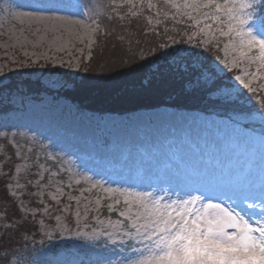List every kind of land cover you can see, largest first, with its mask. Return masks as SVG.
<instances>
[{"label":"snow or ice","instance_id":"6c2138e0","mask_svg":"<svg viewBox=\"0 0 264 264\" xmlns=\"http://www.w3.org/2000/svg\"><path fill=\"white\" fill-rule=\"evenodd\" d=\"M109 7L111 14L105 13L108 21L143 18L154 36L166 37L153 44L151 61L139 53L150 72L148 77L141 75V81L147 79L144 91L166 94L173 101L199 96L211 104L230 106L233 118L246 121L245 127L248 123L264 126V83H258L264 81V0H112ZM0 11L21 25L9 31L7 45H0L23 52V61L12 60L20 67L44 60L53 67L67 65L79 71L80 59L64 60L48 52H65L74 42L83 44L85 40L92 49L102 27L100 13L92 8L83 13L89 23L72 18L81 15L76 0H24L15 7L9 3ZM161 25L162 32L158 31ZM114 32L105 34L112 36ZM119 39L123 42L124 37ZM29 45L34 49L47 45V51L30 53ZM85 59L91 61L92 51ZM119 59L123 64V57ZM152 64L156 65L154 70ZM105 67L106 63L98 65L101 72ZM235 70L240 74L231 75ZM4 76L0 70V77ZM18 135L23 134L0 131V180L4 181L6 201L0 210L2 264H26L23 253L29 251V242L36 244L35 234L50 241L54 230L62 237L65 233L87 240L104 237L121 245L120 252L127 248L129 254L117 264H264V191L259 199L245 194L237 203L223 191H180L166 184L112 187L107 179L93 180L77 172L46 148L38 152L34 137L18 143ZM5 144L13 149L11 155L6 154ZM65 173L69 174L67 184L60 179ZM132 175L143 180L145 173L137 169ZM82 181L90 187L81 188L79 196L65 192ZM93 190L97 191L94 199L90 198ZM85 192L90 195L85 196ZM64 196L75 201L76 208L73 211L71 203L57 208L61 215H55L53 228L45 218L53 219L51 203L60 206ZM102 208L108 213L105 219L100 218ZM38 214L45 218L37 222ZM66 214L74 215L76 231L69 228L70 220L64 222ZM29 220L38 223L36 232L26 226ZM17 237L24 242L21 247H9L18 242Z\"/></svg>","mask_w":264,"mask_h":264},{"label":"rangeland","instance_id":"374dc122","mask_svg":"<svg viewBox=\"0 0 264 264\" xmlns=\"http://www.w3.org/2000/svg\"><path fill=\"white\" fill-rule=\"evenodd\" d=\"M22 2L24 0H0V8L7 7L9 3L15 7ZM116 2L119 3L120 0ZM76 3L80 5L81 15L72 18L83 20L86 24L89 23L83 15L86 8L99 12L100 17L105 16L104 13L111 14L109 6L112 0H88L86 4L76 0ZM134 19L142 22L145 33H151L143 18ZM111 22L120 24L115 18ZM20 27L19 22L7 12L0 11V45H7L9 31L13 28L18 30ZM168 27L171 28L170 22ZM162 30L163 25L158 31ZM168 34L172 35L171 32ZM106 37L109 39L108 35ZM36 38L29 36L32 40ZM158 38L161 42L166 40L163 36ZM48 39H52L51 35ZM94 39L96 41V37ZM94 46L95 44L89 49L87 40L83 44L77 41L65 52L58 53L55 49L48 52V55L64 60L80 59L79 71L70 69L67 65L53 67L44 60L32 67H20L19 63H12V60L23 61V52L19 48L0 47V70L6 73V76L0 77V131L8 132L9 135L22 133L23 135L17 136L20 144L34 137L38 152L46 148L50 154L62 157L67 166L77 172L92 176L93 180L107 179L112 187L166 184L180 191H223L231 195L237 203H240L245 194L260 198L264 191V126L261 124L249 123L252 126L245 127L246 121L234 119L232 112L215 113L168 105L127 112L96 111L83 108L82 104L68 99L66 90L71 87L72 82H79L88 74L83 70L88 62L85 57ZM28 51L39 54L47 51V45L35 49L29 45ZM220 56L223 59L225 54L221 52ZM99 72L97 69V72L95 70L92 73L94 78L108 76ZM235 74H240V70L231 73ZM223 106L231 110L230 106ZM179 124L182 125L181 129ZM256 124L261 130L257 129ZM152 144L157 147L161 145L160 155L150 154L151 151L157 153L156 148H151ZM5 152L11 155L13 149L5 144ZM141 154L151 164L149 171L139 165L128 168L123 166L127 159ZM40 162L44 163L43 158ZM137 169L145 173L143 180H137L132 175ZM68 175L65 173L60 177L65 184L69 182ZM3 183L0 180V210H3L6 203L3 199ZM88 187L90 185L82 181L78 186L74 184L72 190L65 188V192L72 191L74 196H79V190ZM84 195L90 194L85 192ZM96 195L97 191L93 190L90 198L94 199ZM67 203L72 204L74 211L75 201L69 202L67 196H64L60 206H56L55 202L51 203L53 219L48 220L38 214L35 220L38 222L45 218L46 224L54 228L55 215H61L57 208L62 209L63 204ZM105 203L106 201H102V204ZM257 204L259 205V201ZM32 206L36 207L37 204L34 202ZM101 212L100 218L105 219L108 215L106 209L102 208ZM66 215L67 220L64 222L70 220L69 228L76 231L74 215ZM112 218H116L115 214ZM26 226L33 232L39 227L38 223L31 220L27 221ZM52 235L53 239L49 241L46 237L35 234L36 244L29 242V251L23 253L26 264H107L109 261L117 264L129 254L127 248L120 252L121 245H113L104 237L87 240L68 233L62 237L56 230ZM42 239L44 243L40 244ZM16 240L18 242L8 246L20 248L24 242L18 237Z\"/></svg>","mask_w":264,"mask_h":264},{"label":"trees","instance_id":"16d2710c","mask_svg":"<svg viewBox=\"0 0 264 264\" xmlns=\"http://www.w3.org/2000/svg\"><path fill=\"white\" fill-rule=\"evenodd\" d=\"M81 1L85 4L88 3V0ZM106 18L104 15L100 17L101 31L96 36L92 59L85 66L89 69L85 71L88 74L84 75V79L79 82H72L71 87L66 90L68 99L82 104L83 108L96 111L127 112L168 105L186 109L209 110L215 113L232 112L223 105L211 104L199 96L181 97L173 101L166 94L144 91L143 85L147 84V79L141 81V75L148 77L150 72L148 64L140 58L139 53L142 51L144 58L151 61L150 49L153 48L154 43L158 44L162 40L152 33L145 35L144 25L134 18L120 22L119 25L106 20ZM112 29L115 32L108 39L105 33ZM120 36L124 37L123 42L119 39ZM120 57L124 59L123 64ZM100 63H106L103 72L108 76H95L94 78L92 73L95 70L97 72ZM138 65H142V67H138ZM155 67L156 65L152 64V69ZM248 125L252 126L249 123ZM255 126L261 130L257 124Z\"/></svg>","mask_w":264,"mask_h":264},{"label":"bare ground","instance_id":"6f19581e","mask_svg":"<svg viewBox=\"0 0 264 264\" xmlns=\"http://www.w3.org/2000/svg\"><path fill=\"white\" fill-rule=\"evenodd\" d=\"M178 127H179V129H181L182 125L179 124ZM152 145L153 146L151 148H156L157 149V153H154L153 151H151L150 154H152V155H160L161 152H159V151H160V146L161 145L158 146V147L155 146L154 144H152ZM138 159H140V160H138ZM134 165L142 166L145 170H148V171L151 169V164H150V162L145 161V155L144 154H141V156L129 158L123 164V166L125 168H128L130 166L132 167ZM175 190H177V189H175Z\"/></svg>","mask_w":264,"mask_h":264}]
</instances>
